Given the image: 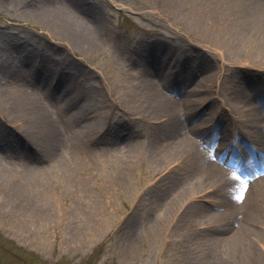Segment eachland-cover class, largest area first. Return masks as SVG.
<instances>
[{
    "label": "rangeland",
    "instance_id": "1",
    "mask_svg": "<svg viewBox=\"0 0 264 264\" xmlns=\"http://www.w3.org/2000/svg\"><path fill=\"white\" fill-rule=\"evenodd\" d=\"M40 1L0 0V79H16L42 96L59 98L52 103L61 143L50 144L44 134L28 141L22 123L0 104V168H9L11 179L25 173L35 181L25 189L28 197H0V264L211 263L202 258L198 233L203 220L187 215L221 211V189L210 195L213 187L206 189L210 197L205 199L190 190L178 200L174 222L167 216L158 232L150 228L157 212L170 214L172 194L201 181L202 168L193 170L187 163L165 174L167 162L146 156L150 138L139 134L151 123L132 87L146 75L161 77L162 91L172 98L184 97L189 87L198 89L195 96L202 105L181 122L186 128L206 108L209 117L215 112L213 125L204 126L196 138L211 141L216 149L226 132L214 126L231 117L229 98L218 109L217 97L212 98L216 92L230 94L243 112L253 106L250 110L264 117V51H235L230 41L237 35L235 20L223 0H204L209 6L194 0V14L191 3L181 7L180 0H49L72 6L76 17L90 24L97 21L100 38L91 45L67 38L32 13L29 8ZM205 7L210 17L202 19ZM207 74H219L211 87L200 81ZM88 88L91 100L80 97ZM78 109L91 113L89 125L100 132ZM163 130L160 125L155 133ZM233 137L237 149L227 144L222 153L226 168L245 177L259 174L256 164H264V149L252 153L242 131L233 130ZM154 175L162 186L150 191ZM217 218L222 227L237 225L231 216ZM245 224L258 232L252 248L222 249L226 254L216 264H264L262 212Z\"/></svg>",
    "mask_w": 264,
    "mask_h": 264
},
{
    "label": "bare ground",
    "instance_id": "2",
    "mask_svg": "<svg viewBox=\"0 0 264 264\" xmlns=\"http://www.w3.org/2000/svg\"><path fill=\"white\" fill-rule=\"evenodd\" d=\"M31 1V0H30ZM218 1V0H216ZM262 1V0H261ZM261 1H249L245 0H223L221 4L230 9V12L235 20L236 37L230 40L235 46V51L240 48H249L252 51H258L261 49L264 51V7ZM40 5H32L30 11L41 15V19H44L48 23L55 25L63 35L67 38H72L79 43H93L95 44L100 38L96 36L99 32L100 26L93 18L91 24L76 17L72 6H68L63 2L57 4L49 3V0H41ZM195 4L194 0H180V6L184 7L188 3ZM34 3V2H32ZM191 3L190 7L192 14L195 12V5ZM199 5H207L209 3L204 0H199ZM201 9L200 15L202 19L210 17V13L207 7ZM198 24H202L198 16H194ZM218 59L222 60L221 52H217ZM259 52V51H258ZM264 54V52H262ZM254 54H258L255 53ZM220 74V73H219ZM219 74L210 75L207 74L201 78V82L204 86L211 87L214 78ZM158 80L162 81L161 77ZM158 80L151 78V76L142 75L137 78V82L132 87L134 98L138 99L139 106L143 109V115L149 118L150 127L145 128V131L141 132L139 136L150 138L148 148V155L151 159L157 163L167 162L165 174H169L168 171L173 170L172 167L177 169L181 166H187L189 163L193 170L202 168L201 181L189 182L182 189L171 195L169 202L170 214L164 211L157 212V217L152 219L151 229L158 232L161 223L168 216L170 223L174 222L179 216L178 200L183 198V195H187L190 190H196L200 194V198L205 199L210 197L209 195L214 190L221 189L223 191V200L220 199L221 211L212 210L207 214H203V210L194 212L195 215L190 212L187 215L188 219L202 218V229L199 231V238L201 240V247L205 251L202 253V258H207L208 264H216L224 257L226 253L222 252V249H228L237 245V248L241 246H249L252 248V239L256 232L250 228L245 222L254 220L259 213L262 212L264 216V169L256 175L245 177L243 172L234 170H228L226 165L229 164L228 159L222 154L227 144L237 149L233 137V130L236 132L244 133L248 138L249 149H252V153L258 150L264 149V117H258L255 112L248 108V114L244 111V108L240 107L234 101L230 94H224V96L217 95V92L212 98L217 97V101L220 104L219 107H224L225 99L229 98L228 104L230 107L231 117L229 122H222L218 126H221L222 131L226 132L222 134V143L216 147V149L210 145L211 141L198 140V132L205 127L210 129L213 125L211 123L212 118L215 116V112L207 115L206 110L200 113V118L195 125H189L183 127L181 120L186 116L192 115L197 107L202 105L203 100L198 99L195 94L198 89L189 87L185 89L186 95L182 98H172L168 94L162 91V85ZM166 83V79H164ZM238 89V88H237ZM238 90H241L238 89ZM86 91V92H85ZM91 89H85L80 92V97L89 98L91 95ZM57 97V96H56ZM52 97L42 96L38 94L33 88L26 83L20 82L16 79H0V104L11 115L15 122H21L24 126V132L29 141V137H41V134L49 138V142L52 145L59 146L60 139V123L57 119V109L52 102H55ZM57 101L59 98H56ZM91 100V99H90ZM224 100V102H223ZM87 105L88 102H86ZM235 112L246 117H236ZM76 113L80 117L88 119V126L92 127L94 132H100V127L90 124L91 113L78 109ZM91 122V121H90ZM160 125H163L164 130L160 131ZM85 126V125H83ZM87 127V122H86ZM86 131L87 129L84 128ZM149 129H152L149 130ZM37 139V138H35ZM207 143V144H206ZM207 145V146H205ZM54 146V147H55ZM219 151L220 149H222ZM235 149V150H236ZM181 167V168H183ZM163 168V170H164ZM180 168V169H181ZM201 171V170H200ZM11 171L9 168H0V197L13 199L24 196H29L26 192V188L29 185H35V181H29L28 175L21 173V178L11 179ZM15 175V174H12ZM201 175V174H200ZM124 176V175H122ZM24 177V178H22ZM175 181H179L176 176ZM150 191L158 189L162 186V183L156 182L155 175L149 181ZM213 187V188H212ZM212 188L211 193L205 191ZM238 197H241L238 199ZM216 203V202H214ZM218 206V205H216ZM217 209V208H216ZM153 213V208L150 209ZM231 216L234 220H237L236 226L222 227L218 223L217 217ZM217 218V219H216ZM249 218V219H248ZM251 223V222H250ZM162 229V227H161ZM264 234V226L261 228V233ZM252 237V238H251ZM264 241V239H263ZM264 247V242L261 243ZM215 250V251H214ZM226 251V250H225Z\"/></svg>",
    "mask_w": 264,
    "mask_h": 264
},
{
    "label": "snow or ice",
    "instance_id": "3",
    "mask_svg": "<svg viewBox=\"0 0 264 264\" xmlns=\"http://www.w3.org/2000/svg\"><path fill=\"white\" fill-rule=\"evenodd\" d=\"M241 198V197H238V199Z\"/></svg>",
    "mask_w": 264,
    "mask_h": 264
}]
</instances>
